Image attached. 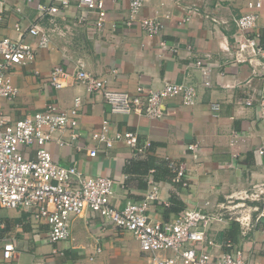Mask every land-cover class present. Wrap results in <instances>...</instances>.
Masks as SVG:
<instances>
[{
    "label": "crops",
    "instance_id": "0c3cea01",
    "mask_svg": "<svg viewBox=\"0 0 264 264\" xmlns=\"http://www.w3.org/2000/svg\"><path fill=\"white\" fill-rule=\"evenodd\" d=\"M38 1L0 0V39L18 37L20 31L15 30V24L20 22L26 27L36 18ZM246 2L144 0L140 16H157L162 22L158 35H148L135 25L124 24L128 0L106 1V21L100 30L90 24L95 12L77 6L74 1L56 17L55 26L48 17L43 18L46 28H54L49 32L47 47H39L35 38L26 36L35 49V59L9 70L18 94L11 100H1L3 112L15 120L31 115L49 102L69 108L80 97L78 137L71 139L66 131L59 135L63 145L48 142L53 159L61 165H75L90 175L112 178L114 200L120 206L126 200L143 198L147 174L153 169L152 176L160 186V199L150 209L154 218L169 220L179 211L206 200L221 202V196L234 192L264 189V153H258L264 140V116L259 103L264 99V70L259 68L260 74H254L248 64L236 62L233 53L237 33L233 18L250 11ZM191 4L198 8L192 15L186 11ZM258 12L255 31L264 46V7ZM186 15L189 18L182 20ZM81 17L90 23L80 21ZM162 42L166 47H162ZM174 47L175 50L171 49ZM203 52L212 56L209 88L200 84V72L193 66L195 57ZM80 61L87 71L105 78L111 88L133 93L138 85L159 88L164 80L183 82L196 88L197 102L187 106L179 97L169 99L165 103L166 116L150 118L112 112L99 92L86 91L73 78L60 89L50 85L48 74L53 66L61 65L73 72ZM246 100L251 104H246ZM213 104H218V109H213ZM103 120H108L112 128L136 133L140 144L149 142L145 155L135 156L132 148L117 141L90 157L87 151L96 145L91 135L99 131ZM189 144H196V149H188ZM22 150L33 157L31 148ZM170 161L185 167V188L173 179ZM172 195L178 200L176 204L170 202ZM166 207L178 210L166 212ZM259 214V222L264 225V213ZM0 222V246L3 241H15L14 264H35L42 258L60 264H148L133 236L118 231L91 210L74 218L70 239L56 253H52L53 245L38 239V231L43 232L47 226L39 224L35 232L27 212L8 209ZM230 222L214 224L213 234L219 242L224 240L222 233ZM241 231L240 225L234 243L245 246L246 237ZM247 237L246 247L251 250H257V243L264 240V234L256 229L247 231Z\"/></svg>",
    "mask_w": 264,
    "mask_h": 264
},
{
    "label": "built area",
    "instance_id": "2783aa9c",
    "mask_svg": "<svg viewBox=\"0 0 264 264\" xmlns=\"http://www.w3.org/2000/svg\"><path fill=\"white\" fill-rule=\"evenodd\" d=\"M74 1L77 6L96 14L91 23L85 17H81L80 21L92 24L94 29L104 27L107 0H40L36 4L37 17L28 26L24 27L20 22L15 24V30L20 31L18 37L0 39V208L27 212L35 232L39 224L46 225L43 232L38 231V239L41 243L53 245L52 253L60 250V245L70 239L74 218L85 210H91L118 231L133 236L140 250L146 254L148 264H264V240L257 243V250L246 247L247 231L256 229L264 234V225L259 222L262 214L254 220L245 217L244 220L232 219L224 217L221 202L206 200L196 207L179 211L172 219L154 218L150 209L160 199V186L152 176L153 169L147 174V189L143 198L139 201L126 200L120 206L114 200L116 194L112 178L102 174L90 175L75 165L65 166L56 162L47 143L55 141L63 145L64 141L59 135L66 131H69L71 139L78 137L76 126L80 97H76L72 106L66 109L49 102L42 109L23 118L11 120L4 114L1 100H11L18 94L9 70L35 59V49L26 41V36L35 38L39 47H47L49 32L54 28H46L43 18L48 17L49 22L55 26L56 17ZM143 1L128 0V16L124 24L135 25L148 35H158L162 22L157 16H140ZM246 6L249 12L233 18L237 28L234 59L248 64L254 74H260L259 68L264 70V46L255 28L259 19L258 11L264 7V0H247ZM186 11L192 15L198 12V8L191 4L186 7ZM188 18L189 15H186L182 20ZM213 20L217 21L215 18ZM161 45L166 47L164 42ZM171 49L175 50V47ZM211 59L209 52H203L195 57L193 64L200 72V84L206 88L212 86ZM69 78L83 84L88 92H99L114 113L163 118L167 114L165 103L169 99L179 97L181 103L187 106L197 102L196 88L183 82L164 80L159 88L138 85L133 93L111 88L105 78L87 71L82 61L73 72L55 65L48 74V81L55 89L65 87ZM259 103L264 116V99ZM246 104H251V101L246 100ZM211 107L218 109V104ZM91 138L96 141V145L88 149L90 157H95L101 148L112 147L117 141L132 148L134 155L141 157L150 146L149 142L140 144L134 132L112 128L108 120L101 122L99 131L94 132ZM23 147L33 150L32 158L24 153ZM187 147L194 151L196 144ZM258 153H264V140ZM168 165L175 175L173 179L185 188L188 184L185 167L174 161ZM222 220H236L240 223L241 235L246 237L245 246L244 243L237 245L229 239L221 242L216 240L213 227ZM223 247L225 250H222ZM15 248L12 239L2 242L0 264H14ZM253 254L258 257H251ZM35 264L60 263L42 258Z\"/></svg>",
    "mask_w": 264,
    "mask_h": 264
},
{
    "label": "rangeland",
    "instance_id": "374dc122",
    "mask_svg": "<svg viewBox=\"0 0 264 264\" xmlns=\"http://www.w3.org/2000/svg\"><path fill=\"white\" fill-rule=\"evenodd\" d=\"M220 200L224 206V217L244 220V217L252 219L259 213H264V189H257L247 193L243 191L234 192L232 195L221 196ZM7 210L0 208V217L4 213H7ZM67 241L62 244L64 245Z\"/></svg>",
    "mask_w": 264,
    "mask_h": 264
},
{
    "label": "trees",
    "instance_id": "16d2710c",
    "mask_svg": "<svg viewBox=\"0 0 264 264\" xmlns=\"http://www.w3.org/2000/svg\"><path fill=\"white\" fill-rule=\"evenodd\" d=\"M148 169H149V165L146 166L143 173L147 172ZM170 202L175 203V204L178 202L175 195L174 196L172 195ZM171 209H174L175 212L178 210V209L176 210V208H172V207H166L165 208L166 212H169ZM171 211H173V210H171ZM239 231H240V224L235 220H231L229 227L222 233V236L224 239H230L232 242H236L237 234L239 233Z\"/></svg>",
    "mask_w": 264,
    "mask_h": 264
}]
</instances>
